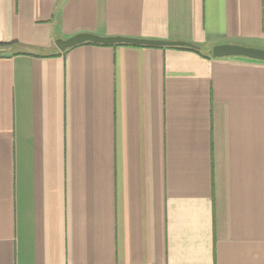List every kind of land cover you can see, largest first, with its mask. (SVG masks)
I'll list each match as a JSON object with an SVG mask.
<instances>
[{"label":"crops","instance_id":"1","mask_svg":"<svg viewBox=\"0 0 264 264\" xmlns=\"http://www.w3.org/2000/svg\"><path fill=\"white\" fill-rule=\"evenodd\" d=\"M0 43V264H264V61L211 52L264 0H0Z\"/></svg>","mask_w":264,"mask_h":264},{"label":"water","instance_id":"2","mask_svg":"<svg viewBox=\"0 0 264 264\" xmlns=\"http://www.w3.org/2000/svg\"><path fill=\"white\" fill-rule=\"evenodd\" d=\"M97 44L104 46L113 45H132V46H150V47H188L199 50L200 47L184 41H164V40H152V39H140L132 37H102L91 33H80L74 35L69 39H59L56 41V45L61 51L76 47L82 44ZM7 50L0 49V53ZM212 56L214 58L223 57H245L254 60L264 61V50L254 47H247L242 45H216L212 49Z\"/></svg>","mask_w":264,"mask_h":264},{"label":"trees","instance_id":"3","mask_svg":"<svg viewBox=\"0 0 264 264\" xmlns=\"http://www.w3.org/2000/svg\"><path fill=\"white\" fill-rule=\"evenodd\" d=\"M89 44H92V43H89ZM97 45V44H96ZM113 46H118V45H113ZM126 46V45H125ZM7 47H10L9 44H5V43H0V49H4V48H7ZM145 47H150V46H145ZM177 48H184V49H188V50H195V51H199V50H196V49H192V48H188V47H177ZM0 55H3V54H0Z\"/></svg>","mask_w":264,"mask_h":264}]
</instances>
